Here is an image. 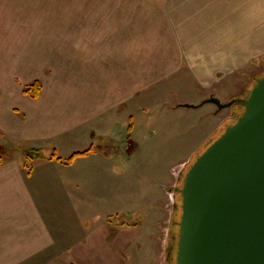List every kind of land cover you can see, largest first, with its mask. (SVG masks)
<instances>
[{
    "label": "crops",
    "instance_id": "crops-1",
    "mask_svg": "<svg viewBox=\"0 0 264 264\" xmlns=\"http://www.w3.org/2000/svg\"><path fill=\"white\" fill-rule=\"evenodd\" d=\"M221 2L238 7V0H202L203 10L187 12L184 22L173 21L183 51L178 57L186 66L182 60L174 61L167 73L187 71L192 74L187 80L203 90H224L226 74L242 72L264 55V22L256 15L248 25L243 15L227 19ZM50 8V3L35 0H0V146L8 150L0 166V264H130L129 252L137 247L147 250L144 258L152 255L149 262L158 263L162 258L166 262L168 237L163 242L154 240L164 221V193L173 183L158 191L150 189L136 199L130 183L115 178L127 162L121 154L128 148L121 145L127 132L124 141L131 142L130 120L122 115L128 101L122 92L131 85L120 86L110 76L99 78V51L86 48L76 57L84 68L77 67L73 81L59 78L51 86L44 77L51 65L50 54L35 45L50 40V26H58L59 32L71 24L78 26V20L51 19ZM87 32L76 30L77 35L89 37L91 32ZM91 68L94 70L89 71ZM37 80L42 91L34 99L24 93V87ZM200 95L207 98L212 93ZM224 119L207 132L209 137ZM51 148L64 160L74 153H89L64 164L49 158ZM39 149L43 156L33 162V168L26 155ZM51 170L58 174L60 187L53 197ZM125 186L131 198L143 203L136 213L126 212L134 222L116 220L112 210L103 215L92 212L88 213L91 217L86 216L90 226L83 231L84 214L76 213L80 211L72 203H88L86 208L91 209L96 201H103L106 207L104 203L113 202L115 194H126ZM52 198L70 202L76 211L73 219L68 220L67 209L52 203Z\"/></svg>",
    "mask_w": 264,
    "mask_h": 264
},
{
    "label": "rangeland",
    "instance_id": "rangeland-1",
    "mask_svg": "<svg viewBox=\"0 0 264 264\" xmlns=\"http://www.w3.org/2000/svg\"><path fill=\"white\" fill-rule=\"evenodd\" d=\"M35 1L50 3L51 8L47 13L51 19L60 17L63 21L66 19L67 23L78 20V26L71 24L59 32L56 30L58 26H50V40L38 42L35 45L39 51L43 50L50 54L51 65L48 69L46 68L44 77L50 80L51 86L53 82L59 81V78L61 82L73 81L72 75L77 67L84 68L80 61H75L76 57L80 56V51L86 48L88 50L97 48L99 51L100 63L96 64V66L100 64L97 68L99 78L107 79L110 76L113 82L120 86L124 83L131 85L130 89L122 92V95L128 99L122 115L124 120H130L131 142L124 141L127 140L124 139L127 138L128 132L126 131L124 138L121 139V145H123L122 148L126 146L128 148L121 154L129 163L126 162L122 170L116 171L115 178L129 182L136 199H142L143 194L150 189L152 192L158 191L162 185L173 183L171 190L164 193V221L159 237L154 240L163 242L168 237L167 230L170 228L169 223L174 213L173 190L176 188L179 173L190 162L194 153L200 149L201 144L210 138L207 132L214 129L222 119L226 118L224 119L226 121L232 117L236 108V105H233L230 108L219 110L218 106L213 103H202L215 94L224 98H219L223 103L244 96L247 89L264 73V55L255 58L252 63L250 62L243 68L242 72L226 74L224 78L228 79V82L224 90H203L197 84H192L193 82L187 80L192 76L187 71L182 70L183 73L179 72L174 75L167 73L174 61L179 62L180 60L181 62L182 60L183 66H186L185 60L178 57L183 51L180 48L181 42H179L173 21L184 22L187 12L195 13L194 11L203 10V5H200L202 0ZM218 8L217 5L216 9ZM220 8L226 13L227 19L236 16L239 18L243 15L248 25V21L252 20L251 16L254 18L256 15L260 23L264 22V0H238V7L234 4L230 5L229 2L227 4L221 2ZM90 18L93 21L87 22ZM80 28L88 30L87 33L91 32L89 37L83 34L82 36L77 35L76 30ZM106 50L108 53L104 54ZM69 62L72 64L71 69ZM93 70L94 68H91L89 71ZM215 85L219 86V84ZM211 93L212 95L208 96ZM200 94H206L208 97L201 98ZM185 104L194 105L196 108H186L183 106ZM115 129L118 130L117 127ZM99 142L102 145V142ZM50 150L52 153L55 152L54 148ZM52 153L49 152V154ZM34 154L32 153L34 156L32 159L27 160V162H32L31 167L33 168L35 165L33 162L38 158ZM44 155L46 156L45 153ZM53 173L55 171L51 170L50 194L52 197L58 196L57 192L60 188L58 174ZM123 189L126 193V186ZM136 199L123 192V195L115 194L113 202H105L106 207L102 205L103 201H96L94 208L91 209L86 208L88 203H77L79 208L76 203H72L80 212H76L70 202H58V199L57 201L53 199L52 203L55 205L60 203L62 209H67L68 220L73 219V212L79 215L83 213L82 230L84 231L87 226H90L86 216H90L88 213L92 212L103 215L106 210H112L116 220L134 222L135 218L131 219L126 216V212L133 214L143 208L140 205L143 203ZM115 210L119 213H115ZM144 251L147 250L137 247L129 252V256L126 252L125 256L132 260L130 264H166L164 258L158 263L149 262L152 255L149 253V256L144 258ZM162 253L164 254V251Z\"/></svg>",
    "mask_w": 264,
    "mask_h": 264
},
{
    "label": "water",
    "instance_id": "water-1",
    "mask_svg": "<svg viewBox=\"0 0 264 264\" xmlns=\"http://www.w3.org/2000/svg\"><path fill=\"white\" fill-rule=\"evenodd\" d=\"M206 103L236 108L179 173L166 264H264V73Z\"/></svg>",
    "mask_w": 264,
    "mask_h": 264
},
{
    "label": "trees",
    "instance_id": "trees-1",
    "mask_svg": "<svg viewBox=\"0 0 264 264\" xmlns=\"http://www.w3.org/2000/svg\"><path fill=\"white\" fill-rule=\"evenodd\" d=\"M42 91V85H41V82L40 81H35L29 85H27L24 89V93L31 97V98H38L39 94L41 93ZM42 151L40 150H31V151H28L27 153V159H32L34 156H32V153H35L34 155L39 157V156H43V153H40ZM89 153V151H86V152H83V153H74L69 159L67 160H64L60 157L57 156V154L55 152H53L51 155H50V159H56L57 161L59 162H62L64 164H71L75 158L77 157H80V156H84V155H87ZM5 154H8V151L7 149L4 147V146H0V166L3 164V161H4V156ZM7 156V155H6Z\"/></svg>",
    "mask_w": 264,
    "mask_h": 264
}]
</instances>
